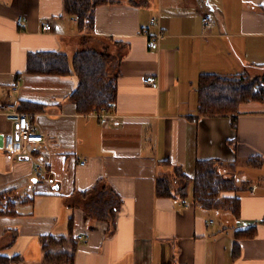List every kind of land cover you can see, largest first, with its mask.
I'll use <instances>...</instances> for the list:
<instances>
[{"label":"crops","instance_id":"0c3cea01","mask_svg":"<svg viewBox=\"0 0 264 264\" xmlns=\"http://www.w3.org/2000/svg\"><path fill=\"white\" fill-rule=\"evenodd\" d=\"M111 1L96 8L94 30H81L65 0H0V110L42 104L26 113L46 137L31 156L9 153L16 126L0 115V254L21 264H264V101L205 115L198 94L202 74H264V0ZM86 47L117 58L105 122L77 111L75 76L27 72L30 53L73 58ZM205 159L248 186L240 219L159 195L160 177L177 167L193 176ZM102 189L115 198L113 222L95 217Z\"/></svg>","mask_w":264,"mask_h":264},{"label":"trees","instance_id":"16d2710c","mask_svg":"<svg viewBox=\"0 0 264 264\" xmlns=\"http://www.w3.org/2000/svg\"><path fill=\"white\" fill-rule=\"evenodd\" d=\"M109 2L113 1L65 0V10L67 14L77 18L81 30H94L96 8ZM116 60V56L108 47L104 49L86 47L73 58L59 51L35 52L28 56L27 72L75 76L78 86L70 94V100L76 105L77 111L81 114L100 113L103 110L110 112L118 100L117 75H113L111 70ZM198 94L201 114L235 115L238 114L240 105L245 102L264 101V74L253 75L250 72L236 75L202 74L198 82ZM43 108L42 104L31 101H22L19 106L23 112H36ZM221 164L218 159L198 160L193 176L177 167L175 178L170 176L159 178L158 193L162 196H173L175 192L184 199L190 197L198 206L225 210L238 220L242 212L239 192L248 190V186L241 187L235 179L224 177L219 172L218 165ZM97 197L101 199L96 202V207L94 206L95 217L113 222L116 209L111 191L102 189ZM70 220L72 226L73 219ZM262 224L264 225V219ZM252 229L254 227L246 232L252 233ZM47 239L54 240V237H45V242ZM235 252L237 255L240 253L239 243H236ZM70 257L72 260L73 254ZM16 258L10 259L0 254V264H12Z\"/></svg>","mask_w":264,"mask_h":264},{"label":"built area","instance_id":"2783aa9c","mask_svg":"<svg viewBox=\"0 0 264 264\" xmlns=\"http://www.w3.org/2000/svg\"><path fill=\"white\" fill-rule=\"evenodd\" d=\"M204 26L205 29H208L211 26V20L208 17H204ZM158 21L153 18L152 24H156ZM18 23L21 27L26 28L27 21L24 17H19ZM44 30L51 31L52 25L46 23ZM164 36L163 32L158 34V39L151 41V46L154 49L158 48V40ZM143 82L147 85H151L154 88L159 86L157 77L147 76L143 79ZM19 87H13L14 91H18ZM101 116L103 117V122L107 120L108 111L103 110ZM0 115H4L8 121L15 124L16 129L13 133L6 134L4 137V149L16 155H28L31 156L36 152L45 142V135L38 130L32 121L30 114L23 112L19 109V105L16 103L7 104L2 110H0ZM255 188L252 189L254 193ZM186 201L183 200V203ZM89 237L80 235L79 239L86 241ZM14 264H21L16 262Z\"/></svg>","mask_w":264,"mask_h":264},{"label":"rangeland","instance_id":"374dc122","mask_svg":"<svg viewBox=\"0 0 264 264\" xmlns=\"http://www.w3.org/2000/svg\"><path fill=\"white\" fill-rule=\"evenodd\" d=\"M98 44V43H97ZM110 47V46H109ZM111 50H113V48H111ZM251 74H253V75H257V74H255L254 72H250ZM262 75V74H261ZM224 176V175H223ZM171 177L172 178H175V175H171ZM191 192H192V187H190V194H191ZM245 193V191H240L239 192V194H240V196L242 195V194H244Z\"/></svg>","mask_w":264,"mask_h":264}]
</instances>
